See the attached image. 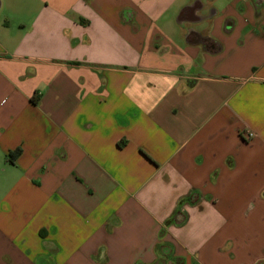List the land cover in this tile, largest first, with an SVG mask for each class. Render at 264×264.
Wrapping results in <instances>:
<instances>
[{"label": "crops", "instance_id": "crops-1", "mask_svg": "<svg viewBox=\"0 0 264 264\" xmlns=\"http://www.w3.org/2000/svg\"><path fill=\"white\" fill-rule=\"evenodd\" d=\"M0 264H264V0H0Z\"/></svg>", "mask_w": 264, "mask_h": 264}, {"label": "trees", "instance_id": "trees-1", "mask_svg": "<svg viewBox=\"0 0 264 264\" xmlns=\"http://www.w3.org/2000/svg\"><path fill=\"white\" fill-rule=\"evenodd\" d=\"M32 100L35 103L38 101L37 97H34ZM19 152L20 151H15V152L11 153V158L14 159L19 154Z\"/></svg>", "mask_w": 264, "mask_h": 264}]
</instances>
